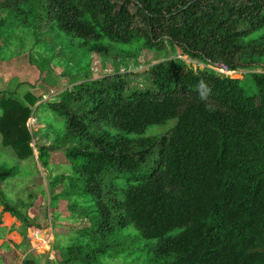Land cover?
<instances>
[{
  "label": "trees",
  "instance_id": "obj_1",
  "mask_svg": "<svg viewBox=\"0 0 264 264\" xmlns=\"http://www.w3.org/2000/svg\"><path fill=\"white\" fill-rule=\"evenodd\" d=\"M40 3L41 11L30 6L25 27L45 13L52 28L102 58L109 45L142 41L150 50L170 43L191 62L230 71L264 62V39L247 41L264 28V0ZM38 102L30 94L23 102L0 101L2 146L22 161L34 156L27 122ZM49 108L69 134L88 143L65 157L91 204L83 208L92 215L90 242L130 228L157 242L153 264H264V73L230 78L168 60L150 70L149 89L103 79L67 91ZM168 121L175 125L167 137H125ZM95 123L109 124L115 136L92 135ZM38 152L48 168L47 148ZM0 204L27 224L1 191ZM88 244L68 248L69 261L97 264L108 248ZM33 257L21 264H38Z\"/></svg>",
  "mask_w": 264,
  "mask_h": 264
},
{
  "label": "rangeland",
  "instance_id": "obj_2",
  "mask_svg": "<svg viewBox=\"0 0 264 264\" xmlns=\"http://www.w3.org/2000/svg\"><path fill=\"white\" fill-rule=\"evenodd\" d=\"M1 1L0 101L12 97L23 102L24 96L30 94L39 102L27 122L33 157L22 161L14 150L2 146L0 135V191L27 223L23 225L0 204V218L3 214L11 216L10 220L6 219V228L17 232L8 235L14 237L13 248L4 249L0 264H21L28 255L36 257L38 264H47L50 258L55 264H73L67 249L88 243L90 248H108L98 255L97 264H153L157 242L142 240L133 229H123L105 243L90 242L92 215L83 208H90L91 204L82 194L84 181L74 174L65 157L69 149L88 143L69 134L64 120L50 110L49 104L60 100L67 91L103 79L120 77L130 89H149L150 70L158 63L180 60V51L166 42L150 50L142 41H134L130 45H109L108 57L102 58L90 52L83 42L52 28L45 13L30 21L32 27H25L30 6L33 4L37 11L44 8L41 0ZM263 39L264 28L247 41ZM186 61L194 70L207 69L203 63L187 58ZM252 68L256 69L239 70L233 77L249 72L264 73V62ZM174 125L175 121H168L149 128L142 136L125 137L161 139L170 134ZM90 133L115 136V130L106 123L93 124ZM40 147L48 150V168L39 161ZM3 234L4 230L0 229V237Z\"/></svg>",
  "mask_w": 264,
  "mask_h": 264
},
{
  "label": "crops",
  "instance_id": "obj_3",
  "mask_svg": "<svg viewBox=\"0 0 264 264\" xmlns=\"http://www.w3.org/2000/svg\"><path fill=\"white\" fill-rule=\"evenodd\" d=\"M1 214V213H0ZM9 214H3L2 218H0L2 224L0 225V229H3L5 234H3L1 237H0V255L1 253H4V249L7 247V246H10L13 248V244H14V237L11 238V236L9 237L8 235L9 234H15L17 235V232L13 231V230H10V229H7L6 228V219L8 218ZM9 218L11 219V216H9ZM11 239V240H10ZM12 241V243H11ZM16 244V243H15ZM23 259V258H22ZM23 261V260H22Z\"/></svg>",
  "mask_w": 264,
  "mask_h": 264
},
{
  "label": "built area",
  "instance_id": "obj_4",
  "mask_svg": "<svg viewBox=\"0 0 264 264\" xmlns=\"http://www.w3.org/2000/svg\"><path fill=\"white\" fill-rule=\"evenodd\" d=\"M184 57V58H183ZM182 55L179 57V59L185 63L190 64L186 61L185 56ZM188 59V58H187ZM189 60V59H188ZM207 69L212 70L213 72H215L216 74H218L219 76H224V77H230L233 78V76L237 73V71H230L227 67L223 66V65H207L206 66Z\"/></svg>",
  "mask_w": 264,
  "mask_h": 264
},
{
  "label": "bare ground",
  "instance_id": "obj_5",
  "mask_svg": "<svg viewBox=\"0 0 264 264\" xmlns=\"http://www.w3.org/2000/svg\"><path fill=\"white\" fill-rule=\"evenodd\" d=\"M7 219L10 220L9 217Z\"/></svg>",
  "mask_w": 264,
  "mask_h": 264
}]
</instances>
